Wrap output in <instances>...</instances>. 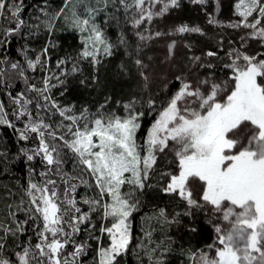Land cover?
Instances as JSON below:
<instances>
[{"label":"trees","instance_id":"16d2710c","mask_svg":"<svg viewBox=\"0 0 264 264\" xmlns=\"http://www.w3.org/2000/svg\"><path fill=\"white\" fill-rule=\"evenodd\" d=\"M70 1L3 0L0 94L10 124H0V249L10 259H15L16 251L26 250L32 264H40L36 245L45 226L37 192L41 173L52 165L26 153L38 143L37 132L27 136L28 123L47 124L59 135L54 140L66 163L62 170L65 176L79 179L68 208L74 209L76 203L85 220L69 231L68 244L61 251L62 259L67 260L64 264H99L100 249L111 244L107 230L114 218L105 213L104 197L93 175L82 169L83 163L66 142L73 139L78 126L128 114L138 122L135 137L144 150L153 123L181 88L180 76L231 77L232 70L220 54L243 38L219 23L214 26L189 0H177L180 6L175 21L199 20L205 25L204 33L186 37L178 77L164 86L151 87L141 77V70L152 47H143V38L129 22L130 2L84 0L91 7L100 4L93 20L104 45L95 57L83 54L86 38L72 21ZM230 1L223 20L234 17L235 0ZM11 6L16 8L13 14ZM209 7L213 9L212 4ZM198 56H208V63L191 68V60ZM11 63L17 64L21 77L6 74ZM46 80L50 91L45 88ZM28 86L32 88L28 90ZM21 92L31 93L28 101ZM178 165L169 151L142 175L141 183L122 184L121 195L130 206L131 239L109 264H191L200 249L214 243L216 217L207 206L202 201L189 204L177 191L167 189ZM57 178L61 181L59 175ZM65 184L61 183L63 190ZM106 196L109 200L108 192Z\"/></svg>","mask_w":264,"mask_h":264},{"label":"rangeland","instance_id":"374dc122","mask_svg":"<svg viewBox=\"0 0 264 264\" xmlns=\"http://www.w3.org/2000/svg\"><path fill=\"white\" fill-rule=\"evenodd\" d=\"M71 1L72 21L86 38L83 54L96 57L104 45L93 20L100 4L96 1L91 7L84 0ZM117 1L121 5L130 2L129 22L143 38V47H152L142 62L144 82L151 87L164 86L178 77L183 64L179 54L187 46L186 37L203 34L205 25L199 20L175 21L180 6L177 0ZM188 2L214 26L242 35L234 48L220 54L232 70L231 77L180 76L181 88L153 123L144 150L135 137L138 122L128 114L78 126L73 139L66 142L83 163L82 169L93 175L104 197L105 213L114 218L107 230L111 244L100 249L99 264H109L125 251L131 239L130 206L121 195L122 184L141 183L142 175L169 151L177 158L179 169L167 189L177 191L189 204L202 201L216 217L214 243L200 249L191 264H264V0H235L234 17L225 20L222 13L230 7V0ZM3 8L0 0V27ZM9 9L16 12L15 7ZM208 61V56L193 57L191 68ZM5 71L12 78L22 75L16 63L6 66ZM44 85L50 91L47 80ZM19 94L26 101L31 95ZM0 124H10L1 94ZM27 130V136L38 133V143L26 153L52 165L41 173L42 185L37 192L45 222L36 245L40 264H64L67 260L62 259L61 251L68 244L69 231L85 220L76 203L74 209L68 208L79 179L65 176L62 170L66 163L59 142L54 140L58 134L44 123L29 122ZM64 182L67 187L63 190ZM0 264H32V258L24 250L16 251L15 259H10L0 249Z\"/></svg>","mask_w":264,"mask_h":264},{"label":"bare ground","instance_id":"6f19581e","mask_svg":"<svg viewBox=\"0 0 264 264\" xmlns=\"http://www.w3.org/2000/svg\"><path fill=\"white\" fill-rule=\"evenodd\" d=\"M246 54V53H245Z\"/></svg>","mask_w":264,"mask_h":264}]
</instances>
